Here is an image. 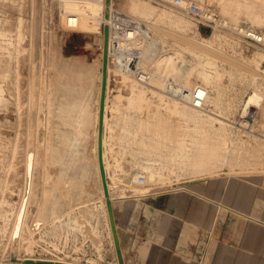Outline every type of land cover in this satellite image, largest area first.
<instances>
[{
    "label": "rangeland",
    "instance_id": "obj_1",
    "mask_svg": "<svg viewBox=\"0 0 264 264\" xmlns=\"http://www.w3.org/2000/svg\"><path fill=\"white\" fill-rule=\"evenodd\" d=\"M34 1L35 0H0V264H20L14 262L12 257H18L20 254L21 256H32L35 258L42 257L54 259L62 258L69 261L76 260V262L83 264H121L115 245V238L111 243L110 238L107 237L109 230H111L112 233L113 230L107 207V198L104 192L99 161V120L103 80V54L105 51L104 50L102 52V49L105 47V39L100 41L102 36L100 35V32L104 31L105 26L109 22L106 18L112 17L116 10L126 12V0H117L114 4L112 3L113 0H106L107 5L101 9V14L98 18L100 19V22L98 21L99 23L93 27L94 29L88 31L86 30L85 32H78L75 30L77 29L76 27H79L78 22L76 23V21L72 22L73 26L69 25L67 17L70 12H64L60 7V2L63 0H42V3H40V9H42L40 14L42 16V29L40 34L41 39L39 37V41L41 40V44L44 42V56H46L44 57V66L46 65V80L44 86L45 95L43 99V107L39 119L38 130H40H37V132L35 129L33 130V127L30 128L32 126L33 119L28 99V92L30 91L28 72L33 54L35 53L34 47L36 46H34L35 34L33 32L32 36L30 34L34 26L33 19L35 17V11L33 10L34 7L32 8L31 6L33 3L35 4ZM150 1L158 6L152 14L144 16L137 13H129V15L139 18L145 22L154 32V38L161 43V45L155 50L150 46L147 48V52L151 53V56H154L150 63L151 71L153 73V78L150 83L145 84L138 82L134 78L133 74H131V77H126L121 73L116 72L110 59L107 65V93L105 99L103 129V158L107 172L110 198L113 201L114 214L115 203L117 200L141 198L152 193H161L168 190H187L205 197L208 196V194L204 193L201 188H198L201 187L197 186L198 184H215L216 181L221 180L228 174H231L230 176H232V174H236L238 176L264 174V141L260 140H264V124L261 122L260 112L257 115V123L252 131H244L237 123L240 116L244 113L245 102L249 99L254 86L258 85L261 87L262 94H264V54H261L262 52L264 53V45L247 43L241 33H237L236 30L227 26L221 27V30L213 32L215 30L214 27H207L198 22L195 17L186 13V11H182L183 9L181 10L180 7L174 3V0ZM196 1L203 8L205 7L215 11L224 19L226 17L222 16L224 15L223 13L227 10L228 12L232 11L229 18L231 21L234 23L237 22L242 27H247L249 25L258 29L264 28V22L260 25L258 23L257 27L256 22L255 25H253L254 22L251 23L252 21L248 15H245L242 11H240V13L238 12L240 8H237L234 3L239 0ZM244 1H246L245 3L250 2L249 0H242V3ZM43 2L46 3V5L43 4ZM109 5L112 6L109 7ZM255 5L256 8L258 7L256 10L264 11V0H256ZM163 7L184 14L190 20H193L196 24L195 26L198 25L200 27L202 33L193 36L195 38H191L192 36L187 30L180 26L172 25L169 14H159L161 13V8ZM31 9L33 10L34 16L31 13ZM108 13H110V16H108ZM101 15L105 18V20H103ZM233 15H236L235 18L238 17L241 19H237L239 20L237 21L234 19ZM243 16L246 18H242ZM31 20H33V22ZM91 20L92 22L94 21L93 19ZM103 21L106 22L104 23ZM224 21L229 22L228 20ZM42 23H44V25H42ZM233 26H236V24ZM202 41L207 44L202 43ZM30 43H32V45ZM210 45H213V47ZM110 47L111 50L116 49L113 43H110ZM222 51H225V54H230L232 58H237L239 60V67L236 64L234 65L237 67L232 64L233 60L228 61L230 60L228 59L226 60L228 62H226L224 59L225 56L223 57L224 60H222V58L219 57V54H221L219 52ZM183 62H188L200 70L202 69L210 72L214 71L217 65L223 67L220 74L222 76L219 77V80L224 83L225 88H222V90L225 89L224 94L226 95L224 97L225 99L235 97V108L237 110L233 109L230 112L223 113L219 106H216L214 102L208 101L206 107H204L202 111L216 117L217 119L224 120L231 125V133L242 139L243 143H241V155L248 159L247 162L237 164L233 167L235 169H232L229 166H224L220 169V171L213 174H203V172L191 173L189 170H173L172 167L169 166L162 170L163 176L160 174L158 175L156 166H150L149 168H144L142 166L143 164L149 162L151 164L152 161L155 164L157 160H160L157 162L160 163L161 160H163L161 159L163 158L162 154L167 153L169 150V148L167 149L164 147V149L156 151V154L153 150L152 151L154 153L149 151L145 154V156L141 154L140 157L142 159L139 162L141 166L138 163L136 165L134 164V166L127 167L126 164L133 163L131 161L126 162V159L129 156L128 149L129 152H131V145L133 143L132 140H135L137 136L135 134L132 135V132H130L131 130L129 129V133H125L127 136V138H125V131H121V129H125L121 126L122 123L118 121L117 113L118 111L124 112L123 109H126L131 113L135 112L137 114L136 117L140 115L138 117L139 120L141 118H148L147 121L151 118V114L154 112L155 116H152L150 119L153 122H150L149 120L148 123V130L150 132L149 137L152 136L151 141L153 142L157 138L156 135H153V132L155 131H162L166 133L165 137L167 138L169 144H171V142L176 143L181 141L193 132L198 136L199 141L203 142L205 147L214 146L217 144V141L220 140L217 139V135L214 134L213 129H209V127L200 119L195 121L193 117L185 111L186 105L193 106L191 103L186 100H179L175 97L166 96L163 92H161L164 84H170L171 76L173 77L171 79H176V82H182L186 89L197 87L210 89L214 86L215 81L213 79L207 80L204 76H199L198 73L193 72L190 75H184L183 69L181 68V64ZM236 69L238 72L232 73ZM238 73H241V76ZM242 74H246L247 76H243ZM251 76L252 79L254 78V81L252 80V82L250 80ZM238 77L241 78L239 79ZM245 80L247 81L245 82ZM72 83H75L78 86V97L75 99L71 98L73 94L67 95L66 93L67 89L71 87H66V85ZM133 84H135V88L133 87ZM244 84H248V87L251 86L250 89ZM235 87L237 88L235 89ZM132 91L134 93L133 99L129 102V96ZM212 92L215 93L214 90ZM144 94L148 96L147 103L149 106L148 104L147 107L145 105L142 111L138 108V105L140 98ZM240 95L243 98H241ZM82 99L83 101H81ZM84 100L86 103H84ZM110 101L111 104L109 105ZM80 102L81 104L83 103L82 106ZM119 108L121 109L119 110ZM29 109L31 113H28L29 111L27 112ZM108 109H110L112 117H115L114 119H110ZM80 110L83 115H80ZM121 112H119V116L122 114L125 115V113ZM75 113L82 119L80 120ZM78 118L79 120L77 122ZM108 120H110V123H108ZM117 122L121 125L116 124ZM27 124L29 126H27ZM119 127L121 129H118ZM30 129H32V133H30ZM68 130H70V132ZM120 131L121 133L123 132L121 137L124 139L121 141L122 138L120 139L118 137L120 141H117L118 138L115 140V137L118 136ZM68 132L71 135L69 137L70 141L68 139ZM84 132H86L87 135H83ZM107 132L110 133L107 135ZM117 132L119 133L117 134ZM126 132L128 131L126 130ZM59 133L63 136H60ZM130 133L132 137L129 136V138L131 137L129 139L128 134L130 135ZM105 136L107 138L106 141ZM59 137H63V139H60ZM55 139H57V142L59 141V144L61 141L62 144L58 145ZM65 141L69 142L66 143ZM116 142L119 143L117 144ZM64 144H67L68 146ZM61 145L64 146L59 148ZM133 145H135V141ZM147 147L150 149V146ZM169 147L171 148V146ZM26 151L28 152V155ZM30 153H32V167L31 172L29 173V170L26 168V164H29L28 158ZM108 154L110 157L107 161ZM153 154L155 161L152 158ZM156 156H161V158H157ZM58 157L59 159L66 158V161L70 160L69 164H66L68 161L65 162L64 159L62 160L64 163H62L61 159L59 160ZM75 157L78 158L75 159ZM71 158L75 162H71ZM34 160L36 161L35 163ZM79 160L81 161L79 162ZM145 160L146 162L144 163ZM59 162H61V167L64 164L63 166L67 171L63 167L62 170ZM77 162H79V164H76ZM27 167L29 169L28 165ZM24 168L27 171H25ZM60 170L66 171H64V173L67 175L68 179H72L73 177L77 181L80 179L79 183L82 184L83 182L81 185L83 191L87 190V192L84 191L86 194H83L85 196L81 197L83 198L82 200H85L87 205L92 204V206H96V217L93 219L90 217L89 219L92 220L94 225H98L99 223L101 225V248L96 244L100 243V240L95 239L101 238V236H95L92 231L91 223L88 221L89 216L87 215V218L84 216V211H86L89 207H81L78 205L76 206L74 212H71L70 210L72 209V206L69 202H67L70 200L69 198L71 196V194L67 195L69 193L67 188L71 186L65 187L64 184L61 185V189L64 191H61L64 197V203L62 205V208H64L62 209V215L64 216L61 215V218L64 217L66 221L73 219L77 220V222L82 226L80 229L81 233L73 231L74 233L70 232L68 235L69 237L65 233H61L60 235H56L55 233L53 235L51 233H45L44 235L46 236H42L41 228L43 227L44 229L46 217L41 215L40 207L43 204V200L46 202V199L50 198L49 195L46 198L47 193L54 187V182H56L55 184L58 183L57 179L59 180V176L63 174ZM24 171L26 173H24ZM147 172H153L155 174V179L153 176L148 175ZM137 173L145 174L146 182L144 184L146 188L140 186L141 182H139L137 178ZM33 175L35 179L33 178ZM76 177L79 178L77 179ZM25 178L28 179L25 180ZM143 190L145 191L143 192ZM24 193L26 194L24 195ZM49 193L51 194V192ZM23 197H25V199H23ZM20 198H22L21 200L23 202L26 200V204L20 225L21 231H19L18 237H15L14 234L17 224L12 226L15 222L12 217H16L15 219L18 221L21 205H23L22 201L20 202ZM17 205L20 207L18 213L16 208ZM14 209L16 211H14ZM6 212H8V215L4 217L3 214ZM69 212H71V215L68 214ZM40 218H42L43 221ZM64 219L61 221H64ZM97 221L99 222L98 224ZM106 222L110 229L105 227ZM48 225H50V223H48ZM34 226H36V228ZM22 228L25 229L23 230ZM11 234L12 236H10ZM37 234H39L38 239ZM22 235L23 238H25L24 240L21 237ZM32 236L36 238V242ZM15 238L20 239H17V242ZM30 238H32V240H30ZM54 238L56 240H53ZM74 239L77 240V243ZM19 241L20 243H24L26 245H29L30 242V244H32L30 245L32 246L31 249L28 250L21 247ZM42 241L44 242L43 244ZM52 241H54V243ZM24 249L28 251L26 252ZM123 258L125 264L126 256L124 253Z\"/></svg>",
    "mask_w": 264,
    "mask_h": 264
},
{
    "label": "bare ground",
    "instance_id": "obj_2",
    "mask_svg": "<svg viewBox=\"0 0 264 264\" xmlns=\"http://www.w3.org/2000/svg\"><path fill=\"white\" fill-rule=\"evenodd\" d=\"M61 1V0H60ZM115 1H117V0H113V4H114V2ZM167 1V0H166ZM168 1H173V0H168ZM248 1V0H247ZM250 2H248V3H245L246 1H244L243 3H242V0H239V1H237V2H235L234 4L236 5V7L237 8H240L239 9V13H240V11H242V13L244 12L245 13V15H248L249 16V18L251 19V23H253L254 22V24L253 25H255V22H256V24H257V27H258V23H259V25L261 24V23H263L264 22V11L262 10V11H259V10H256L257 8H256V5H255V1L254 0H249ZM33 2V1H32ZM35 2V4L33 5H31L32 6V8L34 7V11H35V17H34V19H33V17H32V19L34 20V22H33V20H31L32 22H33V31L31 30V36H32V32L35 34V43H34V46H32V47H34L35 49V53L33 54V58H32V60H31V63H30V66H29V95H28V99H29V104H30V108H31V112H32V119H33V123H32V126H31V124L28 122V124H30V128H32L33 127V130L35 129L36 130V132H37V130H38V128H39V119H40V115H41V110H42V105H43V99H44V95H45V92H44V86H45V80H46V78H45V66H44V57H46V56H44V45H43V43L41 44V40L39 41V37H40V34H41V29H42V26H41V10L42 9H40L41 7H40V3H42V0H35L34 1ZM61 4H60V7H61V9H62V11H64V12H70V13H68L69 14V16L67 17V20L69 21V24H72V22L73 21H76V23L78 22V26L79 27H76L77 29H75V30H77L78 32L80 31V32H85L86 30L88 31V30H92V29H94L93 27H95L100 21V19H98L99 18V15L101 14V9L102 8H104L107 4H106V0H63V1H61L60 2ZM43 4H45L46 5V3H44L43 2ZM258 4V3H257ZM125 5H127V9H126V12L125 11H120V10H116L115 11V14L112 16V17H109V18H106V20L107 21H109L108 22V24H107V26L109 27V42H108V61H109V59L111 60V62H112V65H114V69H115V71L116 72H119V73H121L122 75H124V76H126V77H131V74H133V76H134V78L138 81V82H142V83H145V84H149L150 83V81H151V79L153 78V73H152V71H151V65H150V63H151V60L153 59V57L154 56H151V54L150 53H147V50H146V47H147V43L148 42H150V43H155L156 45H158V46H160L161 45V43H160V41H158V40H156L154 37H155V34H154V32L151 30V28L145 23V22H143L141 19H139V18H136V17H133L132 15H129V13L130 14H132V13H137V14H141V15H144V16H148L149 14H152L156 9H157V7L158 6H156L154 3H152L150 0H126V3H125ZM112 5H109V7H111ZM259 6V5H258ZM114 7V6H113ZM179 7V6H178ZM235 7V8H236ZM205 8V7H204ZM236 8V9H237ZM44 9V8H43ZM180 9L182 10L183 8H181L180 7ZM261 9V8H260ZM32 10V9H31ZM33 10H32V15H33ZM161 13H159L160 15H162V14H165V15H167V14H169V16H170V18H171V21H172V25H174V26H180V27H182L183 29H185V30H187L190 34H191V38H195V37H193V36H195V35H197V34H200V33H202V31L200 30V27L197 25V26H195L196 24L193 22V20H190L187 16H185L184 14H182V13H178V12H176L175 10H171V9H169V8H161ZM238 10V9H237ZM43 11H45V10H43ZM182 11H184L185 12V10L183 9ZM229 11H231V10H229ZM232 12V11H231ZM231 12H228V10L227 11H225L223 14L224 15H222V16H224V17H226L225 19L224 18H222L221 17V22H220V24H218V25H216L215 27H214V31L213 32H216V31H219V30H221L222 28L221 27H224V26H227V27H230V28H233L234 30H236V32L237 33H241V31L243 30V28L245 27H242L240 24H238L237 22L236 23H234L233 21H231V19L229 18V16H230V14H231ZM187 13V12H186ZM233 14V13H232ZM238 15V14H237ZM34 16V15H33ZM64 16H65V14H64ZM108 16H110V13H108ZM234 16V15H233ZM236 16V15H235ZM235 16H234V19H241V18H235ZM248 16H247V18H248ZM101 17H102V15H101ZM103 18V17H102ZM232 18V17H231ZM242 18H244V16L242 17ZM246 18V17H245ZM244 18V19H245ZM249 18H248V20H249ZM22 19V18H21ZM91 19H93L94 21L92 22V20ZM234 19H232V20H234ZM103 20H105V18H103ZM224 20H228L229 22H227V21H224ZM239 20H237V21H239ZM30 21V22H31ZM99 21V22H98ZM31 22V23H32ZM104 23L106 22V21H103ZM230 22H232V23H234V24H236V26H238V27H236V26H233L234 24H232V23H230ZM249 22V21H248ZM132 24V25H140L141 26V28L143 29V31L144 32H140L139 34H137V35H135V36H133V37H129V36H127V35H123L119 30H116L115 28H114V25H119V26H122V25H127V24ZM32 25V24H31ZM42 25H44V23H42ZM73 25V24H72ZM74 25H77V24H74ZM240 25V26H239ZM252 25V24H251ZM249 26V25H248ZM262 26V25H261ZM263 26H264V24H263ZM32 27V26H31ZM44 29V28H43ZM69 30V29H68ZM42 33L44 34V32L42 31ZM43 34H42V36H43ZM100 35H102L101 36V40L100 41H102L103 39H105V28H104V31H102V32H100ZM44 37V36H43ZM40 39H41V37H40ZM42 39H44V38H42ZM34 40V39H33ZM31 42H33L32 40H30ZM29 41V42H30ZM201 42V41H200ZM110 43H113V45H114V47L116 48V49H114V50H111V47H110ZM202 43H205L204 41H202ZM31 45H32V43H30ZM205 44H207V43H205ZM30 45V46H31ZM211 47H213V45H210ZM31 48V47H30ZM142 49V51H138V58H136L135 57V49ZM29 50H31V49H29ZM33 50V51H34ZM105 50V47L102 49V52ZM219 50V49H218ZM218 50H217V53H218ZM32 51V50H31ZM130 51V52H129ZM219 51H221V50H219ZM30 52V51H29ZM105 52V51H104ZM225 52V51H224ZM223 51L222 52H219V53H221V54H219V57H221L222 58V60H224L225 59V61L226 60H228V59H230V60H228V61H231V60H233L232 61V64L234 65V64H236L238 67H239V60L237 59V58H232L231 57V55L229 56L227 53V55L224 53ZM259 52V51H258ZM261 52V51H260ZM31 53H33V52H31ZM261 54H264L263 52L261 53ZM221 55H223V56H221ZM31 56V55H30ZM103 56H104V54H103ZM225 56V58L223 59V57ZM31 59V58H30ZM134 59V61L135 62H137L140 66H142V67H144L147 71H148V78L146 79V80H144V81H142V80H139L136 76H135V74H134V72L133 71H131V70H129V69H127V60H129V61H132ZM45 60H46V58H45ZM228 61H226V62H228ZM46 62V61H45ZM231 64V65H232ZM108 65V64H107ZM232 65V66H233ZM236 65H234V66H236ZM248 65H250V64H248ZM187 66V67H186ZM236 66V67H237ZM186 67V68H185ZM181 68L183 69V74L184 75H190L191 73H198L199 74V76H204L207 80H214L215 81V84H214V86H212L210 89H207V88H205V89H207V91H208V96H207V100H206V105H207V102L208 101H210V102H214L215 103V105L216 106H219L220 107V110L224 113H227V112H230V111H232L233 109H236L235 108V106H236V101H235V97L233 98H228V99H225V95L226 94H224L225 92H224V90H222V88L224 87V83H222L220 80H219V77L220 76H222V75H220L221 74V70H222V66H219V65H217L216 67H215V70L214 71H212V72H210V71H207V70H200L199 68H197V67H195V66H193V65H191L190 63H188V62H183L182 64H181ZM224 68H226V67H224ZM234 69V68H233ZM238 69V68H237ZM235 70V71H233L232 73H237L238 72V70ZM247 70V69H246ZM224 71V70H223ZM244 71V70H243ZM223 73V72H222ZM252 73V72H251ZM174 74H175V69H174ZM223 74H225V73H223ZM230 74V73H229ZM238 74H240V76H241V73H238ZM252 74H254V73H252ZM251 74V75H252ZM173 75V74H172ZM243 76H247L246 74H242ZM236 76H237V74H236ZM252 76H254V75H252ZM252 76H251V78H250V80H251V82H252V80L254 79H252ZM250 77V76H249ZM171 78H173L172 76H171ZM170 78V84H164V86H163V88L161 89V92H163L166 96H170V97H175V98H177V99H179V100H186V101H188L189 103H191V97H192V94H193V92L198 88H190V89H186L184 86H183V83L182 82H176V79H171ZM239 78V77H238ZM241 78V77H240ZM239 78V79H240ZM243 78V77H242ZM256 78V77H255ZM235 80V79H234ZM243 80V79H242ZM235 81H237V80H235ZM241 81V80H240ZM247 80H245V82H246ZM254 81V80H253ZM250 82V81H249ZM240 83V82H239ZM241 83H243V82H241ZM254 83V82H253ZM256 83V82H255ZM134 85L135 84H133V87H134ZM137 85V84H136ZM236 85V84H235ZM244 85H246L247 87H248V84H244ZM69 86H71L70 88H68L67 89V91H66V93H67V95H72V99L74 98H77L78 97V86L75 84V83H72V84H68V85H66V87H69ZM242 86V85H241ZM260 86H261V84H260ZM136 87V86H135ZM134 87V88H135ZM251 87V86H250ZM250 87H248L249 89H250ZM134 88H132V89H134ZM202 88H204V87H202ZM225 88V87H224ZM237 87H235V89H236ZM247 88V89H248ZM232 89H233V87H232ZM248 89V90H249ZM136 90V89H135ZM142 90V89H141ZM214 90L215 91V93H213L212 91ZM240 90H242V89H240ZM227 91V90H226ZM245 91V90H244ZM247 91V90H246ZM237 92V91H236ZM146 93V92H145ZM242 93V92H241ZM133 91H132V93H131V95L129 96V102L130 101H132V99H133ZM143 94V93H142ZM246 94V93H245ZM243 95V94H242ZM234 96V95H233ZM240 97H241V95H240ZM71 98H70V101H71ZM167 98V97H166ZM237 98H238V96H237ZM241 98H243V97H241ZM247 98V97H246ZM148 99V96L147 95H143L141 98H140V100H139V105H138V108H140V110H142L143 109V107L146 105V107H147V100ZM163 99H165V98H163ZM239 99V98H238ZM81 101H83V99L81 100ZM28 103V102H27ZM70 103V102H69ZM84 103H86L85 102V100H84ZM132 103V102H131ZM68 104V103H67ZM80 104H81V102H80ZM72 105V104H71ZM83 105V103L81 104V106ZM206 105H205V107H206ZM67 106V105H66ZM148 106H149V104H148ZM85 107H86V104H85ZM237 107H238V105H237ZM78 108V107H77ZM83 108H84V106H83ZM80 109V108H79ZM79 109H78V112H79ZM121 108H119V110H120ZM128 109V108H127ZM204 109V107H202V108H197V107H194V106H188V105H186L185 106V111H187L192 117H193V119L195 120V121H197V120H201L205 125H207L208 127H209V129H213L214 130V134H216L217 135V139H220L219 141H217V144L216 145H214V146H207V147H205V145H203V142H200L199 141V138H198V136L193 132L192 134H189V136L188 137H186L185 139L183 138V140H181V141H178V142H176V143H172L171 142V144H169L168 143V140H167V138L165 137V134L166 133H164V132H162V131H158V132H153V135H156L157 136V138L155 139V141L153 142V141H151V138H152V136H150L149 137V135H150V132H149V130H148V128H149V120L152 118V116H155L154 115V112L151 114V118H149V120L147 121V119H140L139 120V116H137L136 117V113L134 112V113H131V112H129V111H127L126 109L124 110L123 109V111L124 112H121V111H118V113H117V116H118V121L120 122V123H122V125L121 124H118V122L116 123V124H118V125H121V126H123V129H125V130H122L120 127L118 128V129H121V131H125L124 132V135L126 136V134L125 133H129V129L131 130L130 132H132V135L133 134H135L136 136H137V138H136V136H135V140L133 139L132 140V142L134 143V141H135V146H136V148L135 149H138V153L136 152V153H134L135 155V157H134V164L136 165V164H138L140 161H141V154H143L144 156H145V154L147 153V152H149V151H155V154L157 153L156 151H160V150H162V149H164V147L165 148H169V150L167 151V153H163L162 154V157L163 158H161V156H158L159 158H161V159H163V160H161V162L160 163H157V162H159L157 159V164L155 163H153V161H152V163L150 164V162L149 163H146V164H143L142 166L144 167V168H149L150 166H156L157 167V173H158V175L160 174V175H162V170L163 169H165L166 167H169V166H171L172 167V169L173 170H186V171H190L191 173H198V172H203V174H213V173H216V172H218V171H220V169H222V167H224V166H229V167H231L232 169H235V168H233L234 166H236L237 164H241V162H247V160L248 159H246L244 156H242L241 155V151H242V146H241V143H243L242 142V139L239 137V136H235V135H233L232 133H231V131H230V124L228 123V122H226V121H224V120H221V119H217L216 117H213V116H211V115H209V114H206V113H204L202 110ZM68 110H69V108H68ZM237 110V109H236ZM29 111V112H28ZM67 111V110H66ZM143 111V110H142ZM148 111V110H147ZM27 112L28 113H31L30 112V109L29 110H27ZM75 112V111H74ZM83 112V111H82ZM119 112H121V113H125V115L124 114H122L121 116H119ZM151 112V111H150ZM234 112V111H233ZM259 112H260V119H261V122L264 124V94H262V88L261 87H259L258 85H255L254 86V89H253V91L251 92V94H250V97H249V99L245 102V106H244V114H250V115H252V117H253V120H254V124H253V126L251 127L252 129H244V128H242L244 131H252L253 130V128L255 127V125H256V123H257V115L259 114ZM26 113V112H25ZM68 113V112H67ZM71 113V112H70ZM138 113V112H137ZM157 113V112H156ZM232 113V112H231ZM82 113H81V110H80V115H81ZM141 114V113H140ZM29 115H31V114H29ZM75 115L77 116V117H79L76 113H75ZM83 115V114H82ZM115 115V114H114ZM135 115V116H134ZM142 115V114H141ZM116 116V117H117ZM142 117V116H141ZM147 117V116H146ZM31 118V117H30ZM74 118V117H73ZM80 118V120L82 119L81 117H79ZM79 118L77 119V122H78V120H79ZM115 118V117H114ZM113 118V119H114ZM138 120H137V119ZM106 119H107V116H106ZM31 120V119H30ZM67 120V119H66ZM116 120V119H115ZM138 122H137V121ZM142 120V121H141ZM153 120H154V118H153ZM27 121H28V119H27ZM32 121V120H31ZM70 121V120H69ZM109 121V122H108ZM107 122L108 123H110V120H108ZM159 121V120H158ZM75 122H76V120H75ZM150 122H153V121H151L150 120ZM160 122V121H159ZM241 122V121H240ZM106 123V122H105ZM27 124V126H29ZM107 124V123H106ZM115 124V125H116ZM109 126V125H108ZM117 126V125H116ZM50 128V127H49ZM111 128V127H110ZM114 129V128H113ZM134 129H135V131H134ZM31 130V132L30 133H32V129H30ZM40 130V129H39ZM38 130V131H39ZM126 130L128 131V132H126ZM133 130V131H132ZM28 131V130H27ZM69 132H70V130H68ZM121 131H120V133L119 132H117V134H118V136H117V134H116V136L117 137H115V140H116V138H122L121 136V134H123V132L121 133ZM51 132H52V130H51ZM68 132V134H69V136L67 135V134H65V135H67L68 136V139H69V137L71 136L70 135V133ZM66 133H67V131H66ZM27 134H28V132H27ZM52 134V133H51ZM86 134V132H84L83 133V135H85ZM31 135V134H30ZM59 135H60V133H59ZM64 135V136H65ZM87 135V134H86ZM27 136V135H26ZM51 136V135H50ZM60 136H63V135H60ZM81 136H82V134H81ZM129 136H131V133H130V135L128 134V138H129ZM52 137V136H51ZM88 137V136H87ZM86 137V138H87ZM132 137V136H131ZM130 137V138H131ZM28 138H29V136H28ZM57 138H58V136H57ZM60 138V137H59ZM65 138V137H64ZM83 138H85V137H83ZM113 138V137H112ZM119 138H118V140L117 141H120L119 140ZM125 138H127V136L125 137ZM129 138V139H130ZM155 138V137H154ZM30 139V138H29ZM52 139H54V138H52ZM60 139H63V137L62 138H60ZM88 139V138H87ZM124 138H122L121 139V141L123 140ZM208 139V138H207ZM50 140H51V138H50ZM56 140V142H57V139H55ZM65 140V139H64ZM67 140V139H66ZM107 140V138H106V136H105V141ZM127 140V139H126ZM260 140H262V141H264L263 139H260ZM69 141H70V139H69ZM69 141H65L66 143H68ZM104 141V142H105ZM131 141V140H130ZM59 142V141H58ZM57 142V143H58ZM63 142V141H62ZM64 142V143H65ZM124 142V141H123ZM126 142V141H125ZM128 142H129V140H128ZM28 143H31V142H28ZM117 143V142H116ZM119 143V142H118ZM117 143V144H118ZM122 143V142H121ZM133 143H132V145L131 146H133ZM53 144H56V143H53ZM60 144H62L61 143V141H60ZM59 143H58V145H60ZM123 144V143H122ZM137 144V145H136ZM64 145H67V144H64ZM63 145V146H64ZM31 146V145H30ZM55 146V145H54ZM62 145L59 147V148H62L63 147ZM68 146V145H67ZM147 146H150V149L147 147ZM167 146V147H166ZM169 146H171V148L169 147ZM51 147H52V145H51ZM66 147V146H65ZM65 147H64V149H65ZM152 147V148H151ZM28 149V148H27ZM32 149V148H31ZM54 149H55V147H54ZM57 149V148H56ZM64 149H63V151H64ZM134 149V148H133ZM29 150H30V148H29ZM52 150V149H51ZM62 150V149H61ZM28 151V150H27ZM26 151V152H27ZM152 151V153H154ZM165 151V150H164ZM54 152V151H53ZM52 152V153H53ZM34 153V152H33ZM35 153H36V150H35ZM51 153V154H52ZM132 153V152H131ZM151 153V154H152ZM26 154V153H25ZM63 154V153H62ZM138 154V155H137ZM27 155H28V152H27ZM160 155H161V152H160ZM36 156V155H35ZM53 156V155H52ZM51 156V157H52ZM54 156H56V155H54ZM61 156V155H60ZM76 156V155H75ZM137 156H138V159H137ZM147 156H148V154H147ZM150 156V155H149ZM74 157V156H73ZM143 157V156H142ZM154 157V154H153V156H152V158ZM157 157V156H156ZM157 157V158H158ZM36 158V157H35ZM56 158V157H55ZM63 158V157H62ZM78 157H75V159H77ZM132 158V157H131ZM155 158V157H154ZM154 158H153V160H154ZM29 164H26V168H27V170H29L28 172L30 173L31 172V167H32V153H30L29 154ZM58 159H59V157H58ZM61 159V158H60ZM59 159V160H60ZM64 160L66 159V158H63ZM63 159H61V161L63 160ZM74 159V158H73ZM74 159V160H75ZM81 159V158H80ZM118 159V158H117ZM150 159V158H149ZM37 160H38V157H37ZM52 160H54V159H52ZM82 160V159H81ZM81 160H79V162L81 161ZM151 160V159H150ZM167 160V161H166ZM50 161V160H49ZM55 161H56V159H55ZM58 161V160H57ZM68 161V163H66V164H69V162H70V160H67ZM66 160H65V162H67ZM155 161V160H154ZM36 161L34 160V163H35ZM71 162H75V161H73L72 160V158H71ZM79 162H77L76 164H79ZM146 162V160L144 161V163ZM251 162V161H250ZM26 163V162H25ZM60 163V167H61V162H59ZM62 163H64V161H62ZM143 163V162H142ZM37 164V163H36ZM65 164V165H66ZM140 164V163H139ZM27 165L29 166V169H28V167H27ZM38 165V164H37ZM64 165V164H63ZM62 165V167L64 168V166ZM70 165H71V163H70ZM73 165V164H72ZM140 166H141V164H140ZM33 167H34V165H33ZM61 167V168H62ZM63 168H62V170H63ZM231 168H230V170H231ZM25 169V168H24ZM65 169V168H64ZM26 169H25V171H27ZM66 170V169H65ZM64 170V171H65ZM24 171V173H26ZM36 171V170H35ZM61 171V170H60ZM60 171H59V173H60ZM64 171H61V172H63V174H61L60 176H59V180H61V181H59L58 179H57V181H58V183L57 184H55L56 182H54V187L52 188V189H50V191L49 192H51V194L48 192L47 193V195H46V198L48 197V195H49V199L47 198L46 200V202L43 200V204L41 205V207H40V212H41V215L43 216V217H46V220H45V226H44V229H46L45 227H46V225H48V223H50V229H49V233H51V234H58V235H60L61 233H65L67 236L70 234V232H80L81 233V231H80V229H81V225H80V223H78L77 222V220H75V219H73V220H65L64 219V217L63 218H61V215H62V209H64V208H62V205H63V203H64V197H63V195H62V192L61 191H63L62 189H61V185H65V187L67 186H71V187H69V188H67V190H68V192H66V193H68L67 195H69V194H71V196H70V200H66L67 202H69L70 204H71V206H72V209L70 210L71 212L73 211L74 212V210L76 209V206H78V205H80L81 207L83 206V207H89V208H87L86 209V211H84V216L87 218L88 216V221L91 223V227H92V231H93V233L95 234V236H101V234H100V232H101V225H100V223L97 221V224L98 225H94L93 223H92V220H90L89 218L90 217H92V219L94 218V217H96V214H97V208H96V206H92V204L90 205V204H88L87 205V203L85 202V200H82L83 198H81L82 196H85V195H83V194H86V193H84V191H83V188H82V184H83V182H82V184L81 183H79V180L77 181V180H75V178L73 177L72 179L71 178H67V175L64 173ZM67 171V170H66ZM65 171V172H66ZM233 171V170H232ZM235 171H238V170H235ZM243 171H245V170H243ZM247 171V170H246ZM172 172V171H171ZM228 172V171H227ZM231 172V171H230ZM34 173V172H33ZM148 173V175H150V176H153V178L155 177L154 175V173L153 172H147ZM175 173V172H174ZM188 173V172H187ZM189 174V173H188ZM218 174V173H217ZM26 175V174H25ZM27 175H28V173H27ZM59 175V174H58ZM84 175V174H83ZM185 175V174H184ZM230 175L231 174H228L227 176H225V177H223V179H228L229 177H230ZM233 175V174H232ZM236 175V174H235ZM163 176V175H162ZM25 177H27V176H25ZM83 177V176H82ZM169 177V176H168ZM33 178H34V175H33ZM33 178H32V180H33ZM77 178V177H76ZM79 178V177H78ZM77 178V179H78ZM85 178V177H84ZM28 179V178H27ZM26 178H25V180H27ZM35 179V178H34ZM56 179V178H55ZM149 179V178H148ZM147 179V180H148ZM155 179V178H154ZM210 180V179H209ZM81 181H82V178H81ZM168 181V180H167ZM25 182H27V181H25ZM24 182V183H25ZM33 182H34V180H33ZM148 182H149V180H148ZM147 182V183H148ZM161 182V181H160ZM163 183H164V181H163ZM66 184H70V185H66ZM71 184H73V185H71ZM25 185V184H24ZM140 186L141 187H145V184L144 183H141L140 184ZM26 187V186H25ZM25 187H24V189H25ZM28 187V186H27ZM33 187V186H32ZM84 187V186H83ZM137 187V186H136ZM63 188V187H62ZM140 188V187H139ZM146 188V187H145ZM27 189V188H26ZM84 189H85V187H84ZM142 189V188H141ZM52 190V191H51ZM26 191V190H25ZM145 190H143V192H144ZM64 192V191H63ZM85 192H87V190L85 191ZM45 193V192H44ZM26 193H24V195H25ZM31 194V193H30ZM29 194V195H30ZM64 194V193H63ZM66 195V196H67ZM74 195V196H73ZM27 196V195H26ZM22 197V196H21ZM52 197V198H51ZM69 197V196H68ZM205 197H207V198H209V199H211V200H213V202H216V203H220V197L219 196H216V198H213V197H211L210 195H208V196H205ZM45 198V197H44ZM22 198H20V202L22 201L21 200ZM23 199H25V197H23ZM140 198H134V199H128V201H130V202H132V201H137V200H139ZM71 201V202H70ZM205 201V200H204ZM19 203V202H18ZM22 203H23V205H21V203H20V205H21V210H20V207L17 205V213H18V211L20 210V213H19V217H18V221H16V217L15 218H13L12 217V219H14L15 220V222H14V225H12V226H15L16 224V230H15V234H14V236L15 237H18V233H19V231H21L20 230V225H21V221H22V218H23V213H24V210H25V204H26V200H24V202L22 201ZM66 203V202H65ZM86 203V204H85ZM209 203V202H208ZM82 204H84V205H82ZM46 205V206H45ZM220 205V204H219ZM68 206H69V204H68ZM222 207H225L224 205H221ZM73 207H75V208H73ZM15 208V209H16ZM220 208V207H219ZM230 208V207H229ZM14 209V211H16ZM28 209H29V206H28ZM28 209H27V211H28ZM214 210H215V208H214ZM5 212V211H4ZM71 212H69L68 214H70L71 215ZM8 215V212H6V213H4L3 214V216L5 217V216H7ZM14 215V214H13ZM16 215V214H15ZM18 215V214H17ZM26 215V214H25ZM88 215V216H87ZM27 216H28V214H27ZM41 216V217H42ZM62 216H64V215H62ZM98 217V216H97ZM27 218V217H26ZM99 218V217H98ZM97 218V219H98ZM251 218V217H250ZM42 221H43V219L42 218H40ZM62 219H64V221H61ZM188 221H189V219H187ZM13 221V220H12ZM26 221H27V219H26ZM195 221V220H194ZM197 221V220H196ZM213 221V220H212ZM211 221V222H212ZM187 222V221H186ZM189 223V222H188ZM13 224V223H12ZM27 224V223H26ZM37 224V223H36ZM40 224V223H39ZM190 224V223H189ZM23 225V224H22ZM190 225H192V222H191V224ZM195 225V224H194ZM200 225V224H199ZM11 226V227H12ZM175 226H177V225H175ZM196 226V225H195ZM210 226H212L213 227V225L211 224ZM35 228H36V226H34ZM105 227L106 228H108V229H110L109 228V225L107 224V222H106V224H105ZM188 227H189V225H188ZM199 227V226H198ZM15 228V227H14ZM14 228H13V230H14ZM192 228H193V226H192ZM194 228H196V227H194ZM23 229V228H22ZM25 229V228H24ZM23 229V230H24ZM211 229V228H210ZM213 229V228H212ZM22 230V231H23ZM34 231H36V230H34ZM130 231V230H129ZM193 231H195V230H193ZM200 231V230H199ZM210 231V230H209ZM213 231V230H212ZM13 232V231H12ZM11 232V233H12ZM44 232H45V230H44ZM73 232V233H74ZM128 232V231H127ZM191 232V231H190ZM197 232V231H196ZM72 233V234H73ZM92 233V234H93ZM198 233V232H197ZM24 234H25V232H24ZM23 234V235H24ZM71 234V235H72ZM76 234V233H75ZM192 234V233H191ZM195 234V233H194ZM199 235H200V233H198ZM23 235L21 236L22 237V239L24 240L25 238H23ZM33 235V234H32ZM64 235V234H63ZM193 235V234H192ZM199 235H197V236H199ZM203 235V234H202ZM201 235V236H202ZM10 236H12V234L10 235ZM46 235H44V237H45ZM104 236V235H103ZM124 236H126V235H124ZM33 237V236H32ZM69 237V236H68ZM78 237V236H77ZM107 237H109L110 238V241H111V243L114 241V236H113V233H112V231L111 230H109V232H108V235H107ZM192 237V236H191ZM14 238V237H13ZM13 238H12V240H13ZM27 238V237H26ZM34 239H35V242H36V238L35 237H33ZM62 238V237H61ZM94 238V237H93ZM201 238V237H200ZM206 238V237H205ZM204 238V239H205ZM16 239V241H17V239H20V238H15ZM68 239V238H67ZM96 240L98 239V240H100V243H96L100 248H101V245H102V243H101V241H102V236H101V238H95ZM175 239V238H174ZM9 240H10V238H9ZM8 240V241H9ZM11 240V241H12ZM29 240V239H28ZM27 240V241H28ZM30 240H32V238H30ZM65 240V239H64ZM75 241H76V243H77V240L76 239H74ZM131 240V239H130ZM176 240V239H175ZM190 240V239H189ZM191 240H193V238H191ZM34 241V240H33ZM72 241V240H71ZM195 241V240H194ZM209 241V240H208ZM18 242V241H17ZM25 242V241H24ZM65 242V241H64ZM74 242V241H73ZM97 242V241H96ZM131 242V241H130ZM151 242V241H150ZM191 242V241H190ZM19 243H20V241H19ZM18 243V244H19ZM26 243V242H25ZM28 243V242H27ZM67 243V242H66ZM192 243V242H191ZM209 243V242H208ZM21 244V247H24L25 249H28V250H30L31 249V247L32 246H30V245H32V244H30V242H29V245L27 244H24V243H20ZM159 244H161V243H159ZM96 245V246H97ZM196 245V244H195ZM134 246V245H133ZM142 246H144V245H142ZM187 246V245H186ZM19 247V246H18ZM20 247V248H21ZM98 247V248H99ZM150 248V247H149ZM191 248V247H190ZM24 249V250H25ZM121 249H122V252L125 254V256H126V253H125V250H124V248H122L121 247ZM18 250V249H17ZM27 250V251H28ZM100 250V249H99ZM26 251V250H25ZM26 251V252H27ZM170 251V250H169ZM173 251V250H172ZM175 252V251H174ZM173 252V253H174ZM138 254V253H137ZM176 254V253H175ZM180 254V253H179ZM206 254V253H205ZM100 255V254H99ZM184 256V255H183ZM13 257V260H14V262H16V263H20V264H83V263H80V262H76V260H72V261H69V260H65V259H62V258H60V259H54V258H42V257H39V258H35V257H32V256H21V254H20V256H18V257H16V256H12ZM182 257V256H181ZM190 257V256H189ZM192 257V256H191ZM101 258H102V256H101ZM173 258H174V254H173ZM177 257L175 256V259H176ZM29 259H31L32 261H30V262H28L29 261ZM189 259V258H188ZM191 259V258H190ZM28 260V261H27ZM179 260H181V259H179ZM186 260V259H185ZM38 261H42L41 263H39ZM132 261V260H131ZM176 261H177V259H176ZM172 262V261H171ZM180 263V262H179ZM91 264V263H90ZM182 264V263H181Z\"/></svg>",
    "mask_w": 264,
    "mask_h": 264
},
{
    "label": "crops",
    "instance_id": "obj_3",
    "mask_svg": "<svg viewBox=\"0 0 264 264\" xmlns=\"http://www.w3.org/2000/svg\"><path fill=\"white\" fill-rule=\"evenodd\" d=\"M108 115L113 118L110 109ZM135 148L133 145L132 153L128 149L126 162L134 161ZM126 166H134V162ZM197 186L213 198L219 196L220 205L187 190L116 201L125 264H264V174L232 175L215 184ZM45 228H41L42 236L49 233L50 225Z\"/></svg>",
    "mask_w": 264,
    "mask_h": 264
},
{
    "label": "built area",
    "instance_id": "obj_4",
    "mask_svg": "<svg viewBox=\"0 0 264 264\" xmlns=\"http://www.w3.org/2000/svg\"><path fill=\"white\" fill-rule=\"evenodd\" d=\"M174 3L177 6L183 8L188 14L195 17V19H197L198 22L202 23L204 26L215 27L221 22V17L218 15V13L212 11L211 9L203 8L196 0H174ZM69 25L73 26L71 24ZM114 28L116 30H119L123 35H127L129 37H133L139 34L141 31L144 32L140 25H132L130 23L122 26L114 25ZM241 34L244 40L249 44L264 45V28L258 29L255 27L247 26L243 28ZM149 46L154 50L158 47V45H156L155 43L148 42L146 50ZM138 51H142V49H135L136 58H138ZM126 67L127 69L133 71L135 76L139 80L144 81L148 78V71L144 67L140 66L137 62H135L134 59L132 61L127 60ZM207 96V89L198 87L192 94L191 104L198 108L205 107ZM237 123L244 129H252L251 127L254 124V120L252 115L243 113ZM136 175L139 182H146L145 174L137 173Z\"/></svg>",
    "mask_w": 264,
    "mask_h": 264
},
{
    "label": "water",
    "instance_id": "obj_5",
    "mask_svg": "<svg viewBox=\"0 0 264 264\" xmlns=\"http://www.w3.org/2000/svg\"><path fill=\"white\" fill-rule=\"evenodd\" d=\"M105 52H104V63H103V80H102V89H101V102H100V120H99V161H100V169L103 180L104 192L107 198V207L109 211L111 226L115 238V245L119 257V261L121 264H124L123 253L121 249L120 239L118 235L116 219L113 208V201L110 198V190L108 186L107 180V172L105 168L104 158H103V129H104V117H105V99L107 93V64H108V42H109V27L105 26ZM28 261V260H27ZM32 261L29 259L28 262ZM41 263L42 261H38Z\"/></svg>",
    "mask_w": 264,
    "mask_h": 264
}]
</instances>
